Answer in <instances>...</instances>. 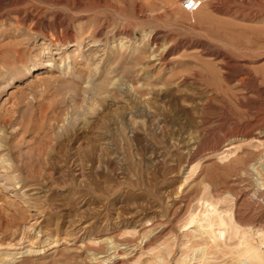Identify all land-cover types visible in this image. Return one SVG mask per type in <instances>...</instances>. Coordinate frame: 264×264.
I'll list each match as a JSON object with an SVG mask.
<instances>
[{"label": "rangeland", "instance_id": "rangeland-1", "mask_svg": "<svg viewBox=\"0 0 264 264\" xmlns=\"http://www.w3.org/2000/svg\"><path fill=\"white\" fill-rule=\"evenodd\" d=\"M180 1L0 0V264L264 253V0Z\"/></svg>", "mask_w": 264, "mask_h": 264}, {"label": "bare ground", "instance_id": "bare-ground-1", "mask_svg": "<svg viewBox=\"0 0 264 264\" xmlns=\"http://www.w3.org/2000/svg\"><path fill=\"white\" fill-rule=\"evenodd\" d=\"M201 8V7H200ZM199 8V9H200ZM198 9V10H199ZM197 10V11H198ZM196 11V12H197ZM79 45V44H78ZM77 45V46H78ZM48 67L49 66H51V64H48L47 65ZM52 67V66H51ZM11 78H9L8 80H10ZM253 127H257L256 125H254ZM261 126H258V128H256V130H259V128H260ZM254 129V128H253ZM253 131V130H252ZM259 132V131H258ZM253 136V135H252ZM1 147V146H0ZM1 157V156H0ZM1 160L5 163V162H7V159H5L4 157L2 158L1 157ZM14 170V169H13ZM12 170V171H13ZM13 179H15V178H13ZM226 212V211H225ZM196 215H194L193 214V216H192V214H191V218L186 222V223H192V222H194L195 221V219H196ZM236 218H237V216H236ZM201 219V218H200ZM202 219L203 220H205V216H202ZM239 218H237L236 219V221H235V223H234V221L232 220V219H230V218H225L224 220H225V222L226 223H224L223 221H222V219H217V221L216 222H211V225H216L217 227H219V226H221V225H223V224H226V225H228L229 227H230V229H231V234H234L236 231H237V228L240 226V227H243V228H245V229H249V228H252V229H254V231H255V235H256V237H257V240H258V244H259V246H260V248L261 247H264V227H261V226H258V224L256 223V224H253L252 222H249V223H242V222H240V221H242L241 219H240V221L238 220ZM261 225V224H260ZM256 229V230H255ZM248 231V230H247ZM243 232H245V230L243 231ZM243 234V233H242ZM254 234V233H253ZM210 236L212 237V238H214V236H213V234L211 233L210 234ZM216 240V239H215ZM214 243V242H213ZM245 247V246H244ZM253 247H255V246H253ZM249 248H252V247H249ZM261 251V250H260ZM253 253V252H252ZM12 254V253H11ZM243 255H244V253H243ZM243 255H241V256H243ZM251 255V254H250ZM249 255V256H250ZM254 255V254H253ZM252 255V256H253ZM6 256V255H5ZM251 256V257H252ZM235 256H233L232 258H234ZM249 258V257H248ZM98 259H100V258H92V260H94V261H96L97 262V264H107V261H101V260H98ZM250 259V258H249ZM235 260V259H234ZM251 260V261H250ZM249 261V263L250 264H264V253H262V252H255V255L253 256V258L252 259H250ZM231 261H233V259H231ZM248 261V260H247ZM237 263V262H236Z\"/></svg>", "mask_w": 264, "mask_h": 264}, {"label": "built area", "instance_id": "built-area-1", "mask_svg": "<svg viewBox=\"0 0 264 264\" xmlns=\"http://www.w3.org/2000/svg\"><path fill=\"white\" fill-rule=\"evenodd\" d=\"M202 3V0H181L180 7L184 12L193 14L202 6Z\"/></svg>", "mask_w": 264, "mask_h": 264}]
</instances>
